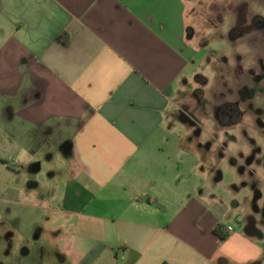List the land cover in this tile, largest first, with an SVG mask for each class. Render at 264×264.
Here are the masks:
<instances>
[{"label":"crops","instance_id":"1","mask_svg":"<svg viewBox=\"0 0 264 264\" xmlns=\"http://www.w3.org/2000/svg\"><path fill=\"white\" fill-rule=\"evenodd\" d=\"M206 1L0 0V225L24 243L53 233L54 264H264V209L229 224L221 174L186 157L221 162L219 127L186 142L170 118L186 114L188 16ZM248 145L229 164L264 187Z\"/></svg>","mask_w":264,"mask_h":264},{"label":"rangeland","instance_id":"2","mask_svg":"<svg viewBox=\"0 0 264 264\" xmlns=\"http://www.w3.org/2000/svg\"><path fill=\"white\" fill-rule=\"evenodd\" d=\"M218 1L223 2L207 0L205 8L197 9L195 14L188 16V25L194 33L193 42L198 48L197 59L192 63L191 71L194 73L188 72L184 84L186 96L190 93L191 100L190 97L186 98V114L176 113L170 118L173 124L185 127L178 133L176 131V134L181 135L186 142L209 140L213 133L210 130L214 122L213 104H219L221 98L236 99V89L240 98L230 104L234 109L233 118L230 117L228 124H232L231 121L237 116H244L237 125L216 130L221 142L216 151L218 154L222 152L221 162L218 157L217 160L208 159L210 150L207 147L200 148L199 155L194 151H186V157L193 153L207 167H212L216 174H221L220 181H211V184L228 201L231 212L226 219L232 225L240 215L246 220L250 218L243 212L257 209L261 213L264 209V195L260 199L255 197L257 190L264 193L262 181L253 180L252 183L247 181V184H241V170L238 171L234 165L231 168L229 164L233 162L232 152L249 149V143L264 141V0ZM238 65L241 70L237 69ZM250 69L260 72L250 74ZM240 81L246 85L237 88ZM221 92L224 96L219 97ZM252 107L255 111L257 109L261 122L256 129L247 122L246 110ZM233 144L237 146L235 151L229 147ZM259 144L261 148L258 150L264 149V144ZM254 149L257 150L256 147ZM9 179L11 177H0V183ZM235 182L239 183L237 188L233 186ZM240 184L247 187L242 188ZM233 190H237V194ZM255 237L259 238L258 234ZM57 244L53 233L45 234L40 240L24 243L14 228L1 224L0 264H22L24 261L35 264L32 257H38L39 260L43 258L44 264H54L55 257L59 256ZM24 250L28 252L27 255Z\"/></svg>","mask_w":264,"mask_h":264},{"label":"flooded vegetation","instance_id":"3","mask_svg":"<svg viewBox=\"0 0 264 264\" xmlns=\"http://www.w3.org/2000/svg\"><path fill=\"white\" fill-rule=\"evenodd\" d=\"M237 69L238 70H241L242 68L239 67V65H238ZM249 72H251L250 74H255L256 72L258 73L260 71H254V69H250ZM250 79H252V78H250ZM245 85H246L245 83H243L242 81H240L237 84V88H239L240 86L244 87ZM234 93L236 95V99H234V100H225V99L221 98L219 104H217V105L216 104H213L212 114L214 115V117L212 119V122L214 121L217 124V126L219 127V129H222V128L225 129L226 127H233L235 124L237 125L238 123H240L242 121V119H243L244 114L237 116L233 121H231L232 124H228L229 123V120H230V117H231V119L233 118L232 115H233V109H234V107L233 106H230V104L231 103H234L235 101L239 100V98H240L239 96H237L236 89L234 90ZM222 96H224V93L221 92L219 94V97H222ZM245 102L246 101L244 99V102L243 103L246 105ZM256 111H257V109H256ZM256 111H255V108L254 107H252L251 109H247L246 110V113L248 112L247 113V116H248V121L247 122L249 123V125L252 128H255V129L256 128H259L258 125L261 123L259 121V118H258V115L259 114ZM249 144L252 145V146L257 145V147H256L257 150L259 149V147H261V145L259 144V142H257V143L252 142V143H249Z\"/></svg>","mask_w":264,"mask_h":264},{"label":"clouds","instance_id":"4","mask_svg":"<svg viewBox=\"0 0 264 264\" xmlns=\"http://www.w3.org/2000/svg\"><path fill=\"white\" fill-rule=\"evenodd\" d=\"M259 143L264 144V141H259ZM229 147H230L231 150L235 151L237 146L233 144V145H230ZM243 151L245 152V155H247L249 149L244 148ZM17 159L20 162H24V163L29 162V157H28V154L26 153V151H21L19 153ZM259 175H261L262 177H264V170L259 171Z\"/></svg>","mask_w":264,"mask_h":264},{"label":"trees","instance_id":"5","mask_svg":"<svg viewBox=\"0 0 264 264\" xmlns=\"http://www.w3.org/2000/svg\"><path fill=\"white\" fill-rule=\"evenodd\" d=\"M63 37V43L65 44L67 42V37L65 36H61ZM214 233L220 238V239H224L227 236L228 231L226 230V228L224 227V225L222 224H217L214 229H213Z\"/></svg>","mask_w":264,"mask_h":264}]
</instances>
